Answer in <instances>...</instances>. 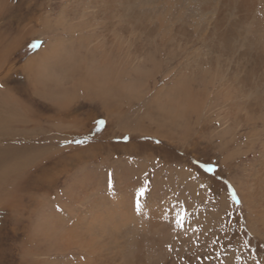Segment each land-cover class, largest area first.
Listing matches in <instances>:
<instances>
[{
	"label": "rangeland",
	"instance_id": "rangeland-1",
	"mask_svg": "<svg viewBox=\"0 0 264 264\" xmlns=\"http://www.w3.org/2000/svg\"><path fill=\"white\" fill-rule=\"evenodd\" d=\"M1 14L0 34L7 35L0 43V48L5 46L3 53L8 52L5 66L21 64L36 51L42 39L38 35L22 36L24 10L20 5ZM50 36L53 37L51 33ZM20 67L6 77L1 76L3 71L0 73V92L8 90L12 94H0V101L14 100L16 111L21 114L22 108L32 120L24 125L20 121L21 127L18 123H8L21 131L16 137L3 136L0 145H12L21 160L32 158L33 164L22 170L16 187L19 192L22 189L20 195L16 200L8 198L7 206L0 207V264H54V261L79 264L87 255L75 246L69 251L59 248L58 233L80 227L76 213L81 210L84 228L95 213L91 209L95 203L101 216H111L102 232L108 233L109 238L104 236L103 244L97 242L101 238L96 241L100 246L99 264H264V228H258L262 213H253L241 199L257 186L256 180L249 176L254 170L250 162L257 157L253 158L252 150L245 145L253 138L256 143L263 140V135L248 140L243 132L245 127H241L228 142L237 121L229 120L228 131H220L219 136L217 131L223 125L215 120L201 135L182 136L178 131L172 138L158 137L154 131L156 119L161 117L150 108L149 96L134 100L132 94L117 95L110 103L120 110V118H111L100 105L78 98L79 95L70 99L73 94L65 88L67 84H58L52 75L40 89L45 96L56 95V102H69L68 108L57 114L45 105L49 101L38 94L30 96V85ZM54 70L58 74L64 71L58 67ZM99 121L103 124H98ZM165 123L171 131H176L172 122ZM224 155L229 157L226 163L232 164L230 171L221 162ZM237 181L244 185L242 193L236 189ZM141 188L145 190L143 195H139ZM121 209L131 219H122ZM181 212L183 225L178 227L175 220ZM20 213L17 221L11 217ZM24 217L31 219L30 222ZM48 217L61 222L46 225L44 220ZM113 223L117 226L112 227ZM92 229L89 231L99 236L101 231L97 227ZM26 246L30 250L35 248L36 254L23 259L21 250Z\"/></svg>",
	"mask_w": 264,
	"mask_h": 264
},
{
	"label": "bare ground",
	"instance_id": "bare-ground-1",
	"mask_svg": "<svg viewBox=\"0 0 264 264\" xmlns=\"http://www.w3.org/2000/svg\"><path fill=\"white\" fill-rule=\"evenodd\" d=\"M19 5L24 10L22 36L38 35L42 43L18 65L5 66L8 52L3 53L4 47L0 48L1 76L11 75V70L21 66L30 85V96L38 94L49 101L45 105L51 106L57 114L68 108L69 102H56V95L45 96L40 89L46 78L50 79L52 75L58 84L69 85L65 88L72 91L70 99L79 95L78 98L100 105L111 118H120V110L110 103L114 98L132 94L134 100H140L149 96L150 108L161 117L156 119L154 131L158 137L172 138L178 131L182 136L201 135L204 129L214 125L215 120L223 125L217 131L220 136L221 132L228 131L229 120H232L237 122L231 129L228 142L241 127H245L243 132L248 140L259 134L264 138V0H0V16L1 11ZM35 25L39 28H34ZM49 33L53 37L48 38ZM56 67L64 69L65 73L60 71L58 74L54 70ZM3 91L1 95L12 96L10 91ZM17 109L14 100L0 101V140L4 139L3 136L16 137L21 131L12 128V123L21 127L32 120L25 110L21 108L19 114ZM165 121L172 122L170 124L177 127L176 131H171ZM178 123L185 126L179 127ZM246 146L252 150L253 158L257 157L254 161L251 158V170H254L249 175L250 179L256 180L257 186L253 191L241 194V199L253 213H262L257 227L263 230L264 139L256 143L253 138ZM12 147L0 145V207L7 206L8 198L16 200L15 197L20 195L22 189L19 192L16 187L23 175L22 170L33 161L26 157L21 160L20 154ZM228 158L224 155L221 162L230 171L232 164L226 163ZM236 185L242 193L244 185L238 181ZM95 204L91 205L95 213L88 218L85 229L81 210L76 213L80 227L58 233L59 248L69 251L75 246L87 255L86 259L79 260V264H99L100 246L96 241L101 238L97 242L103 244L105 237L109 238L108 233L102 232L111 216H101ZM125 211L118 212L122 219L130 217ZM21 215L12 214L11 217L17 221ZM24 218L27 222L31 220ZM60 222L55 217L44 220L51 226ZM114 226L116 223L112 224ZM94 227L101 231L99 236L89 231ZM27 247L21 250L23 259L36 254L35 248L30 250Z\"/></svg>",
	"mask_w": 264,
	"mask_h": 264
},
{
	"label": "snow or ice",
	"instance_id": "snow-or-ice-1",
	"mask_svg": "<svg viewBox=\"0 0 264 264\" xmlns=\"http://www.w3.org/2000/svg\"><path fill=\"white\" fill-rule=\"evenodd\" d=\"M32 46L33 47H36L37 45L36 44H33ZM98 124H103V121H99ZM76 142L77 143H80V141H76ZM144 191L145 190L143 188H141L139 190V195H143ZM233 198L235 199V195L233 196ZM137 208H139V200H137ZM183 219H184V213L181 212L180 214L177 215L176 220H175V223H176V225L178 227H182V225H183Z\"/></svg>",
	"mask_w": 264,
	"mask_h": 264
},
{
	"label": "crops",
	"instance_id": "crops-1",
	"mask_svg": "<svg viewBox=\"0 0 264 264\" xmlns=\"http://www.w3.org/2000/svg\"><path fill=\"white\" fill-rule=\"evenodd\" d=\"M2 34H5V32H2L1 34H0V42H4V39L6 38V36L7 35H2ZM2 40V41H1ZM7 47V46H6ZM4 48H5V46H4Z\"/></svg>",
	"mask_w": 264,
	"mask_h": 264
}]
</instances>
